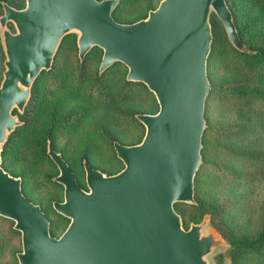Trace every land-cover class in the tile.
Wrapping results in <instances>:
<instances>
[{
    "label": "water",
    "instance_id": "water-1",
    "mask_svg": "<svg viewBox=\"0 0 264 264\" xmlns=\"http://www.w3.org/2000/svg\"><path fill=\"white\" fill-rule=\"evenodd\" d=\"M120 0H25L23 9L1 2L0 38L6 59L0 83V216L21 233L19 264H212L222 247L207 217L184 228L174 204L195 203L194 178L201 163L204 107L210 90L206 72L215 12L231 45L241 41L225 0H160L147 16L120 23L112 16ZM11 22L15 32L8 28ZM77 33L80 61L102 49L98 71L113 63L127 67L126 80L140 82L157 100L154 114L138 113L139 143L113 141L123 168L106 174L83 160L82 187L49 140L47 155L59 174L63 201L56 212L69 219L53 236L50 221L22 192V179L2 166V146L20 125L36 77L49 71L65 35Z\"/></svg>",
    "mask_w": 264,
    "mask_h": 264
},
{
    "label": "rangeland",
    "instance_id": "rangeland-1",
    "mask_svg": "<svg viewBox=\"0 0 264 264\" xmlns=\"http://www.w3.org/2000/svg\"><path fill=\"white\" fill-rule=\"evenodd\" d=\"M23 9L25 0H0ZM160 0H122L113 17L121 23L145 18ZM235 13L248 54L235 49L214 11L209 15L212 41L206 72L210 83L204 107L201 163L194 178L195 203L177 202L175 211L184 228L200 223L222 240L209 255L212 264H264V245L231 257L222 233L234 238H257L264 229V4L226 0ZM8 28L15 32L9 22ZM77 33L61 40L49 71L34 80L23 109L13 112L21 122L2 146L1 166L22 179L24 195L38 204L50 221V233L59 237L69 219L56 212L53 201H63V186L54 177L59 170L47 155L51 138L85 187L83 160L106 174L123 168L112 146V137L126 145L139 143L144 126L133 113L158 111L155 95L140 84H124L127 67L114 64L102 79L97 77L102 49L93 48L80 61ZM0 38V83L5 70ZM49 137V138H48ZM21 233L14 221L0 216V264H19Z\"/></svg>",
    "mask_w": 264,
    "mask_h": 264
},
{
    "label": "trees",
    "instance_id": "trees-1",
    "mask_svg": "<svg viewBox=\"0 0 264 264\" xmlns=\"http://www.w3.org/2000/svg\"><path fill=\"white\" fill-rule=\"evenodd\" d=\"M121 1H119L118 5L116 6V8L113 10L112 12V16H113V13L114 11L118 8V6L121 4ZM226 1V0H225ZM252 1V4L255 5L254 3H263L264 4V0H250ZM227 3V2H226ZM228 5V4H227ZM228 8L230 9V7L228 6ZM231 11V10H230ZM232 13V17H233V21L235 23V26H236V29L238 31V35L241 39V41L250 49L251 47H249L243 40H242V36H241V32L238 30V27H237V24L235 22V13L233 11H231ZM115 19V18H114ZM140 20V19H139ZM117 21V20H116ZM137 21V20H136ZM135 22V21H134ZM121 23V22H120ZM129 23H132V22H129ZM93 48H96V47H93ZM93 48L91 50H93ZM91 50L86 54V56L84 58H86L90 53H91ZM240 52V51H239ZM242 53V52H241ZM244 54H248V53H244ZM117 62L113 63L108 69H106L105 71H103L101 74L99 73V71L97 72V77L99 79H102L105 75L108 74V71L111 69V67L116 64ZM120 63V62H118ZM45 71H42L41 73H43ZM126 77V76H125ZM123 83L124 84H140V85H143L145 86L144 84L140 83V82H132V81H127L126 78L123 79ZM146 87V86H145ZM255 95L261 97V98H264V90H255L253 92ZM141 113V112H139ZM138 114V113H136ZM135 113L132 114V117H133V120L137 121V123L139 122L138 119L135 117L136 115ZM49 138V137H48ZM53 145V142L51 140V138L49 139ZM48 140V141H49ZM113 141H118L120 143H123L121 140H119L116 136L115 137H112V144H113ZM124 144V143H123ZM113 146V145H112ZM54 147V146H53ZM3 154V151L1 152V155ZM63 156V155H62ZM87 161V160H86ZM88 162V161H87ZM68 163V162H67ZM89 163V162H88ZM90 164V163H89ZM91 165V164H90ZM70 166V165H69ZM92 166V165H91ZM94 167V166H93ZM71 168V167H70ZM95 168V167H94ZM72 169V168H71ZM73 171V170H72ZM74 173V172H73ZM75 175V174H74ZM76 177V176H75ZM77 179V178H76ZM78 181V180H77ZM79 183V182H78ZM80 184V183H79ZM81 185V184H80ZM195 185V183H194ZM82 186V185H81ZM83 187V186H82ZM22 192H23V189H22ZM24 194V192H23ZM195 194V193H194ZM176 204V203H175ZM174 204V205H175ZM223 236L225 237V239L227 240V242L229 243V252L231 254V257L233 258L234 254L236 252H248L249 250H252V249H259V247L263 246L264 245V229L262 230V233L257 237V238H254V239H247V238H234L233 236H228L224 233H222Z\"/></svg>",
    "mask_w": 264,
    "mask_h": 264
}]
</instances>
